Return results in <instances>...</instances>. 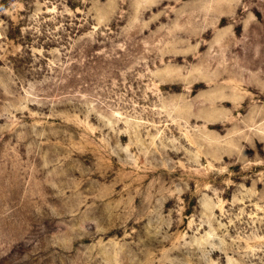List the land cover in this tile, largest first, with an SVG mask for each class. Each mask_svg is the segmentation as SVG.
<instances>
[{
	"label": "rangeland",
	"instance_id": "374dc122",
	"mask_svg": "<svg viewBox=\"0 0 264 264\" xmlns=\"http://www.w3.org/2000/svg\"><path fill=\"white\" fill-rule=\"evenodd\" d=\"M0 264H264V0H0Z\"/></svg>",
	"mask_w": 264,
	"mask_h": 264
}]
</instances>
